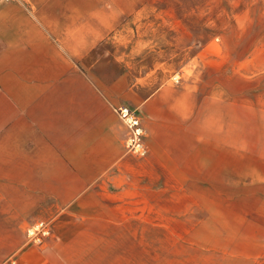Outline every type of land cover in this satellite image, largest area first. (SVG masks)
I'll return each instance as SVG.
<instances>
[{
	"label": "crops",
	"instance_id": "1",
	"mask_svg": "<svg viewBox=\"0 0 264 264\" xmlns=\"http://www.w3.org/2000/svg\"><path fill=\"white\" fill-rule=\"evenodd\" d=\"M136 2L0 0V264H147V220L209 215L211 174L241 171L226 127L258 101L240 89L139 86L148 150H127L128 71L93 68V52L129 39ZM40 220L52 233L36 244Z\"/></svg>",
	"mask_w": 264,
	"mask_h": 264
},
{
	"label": "rangeland",
	"instance_id": "2",
	"mask_svg": "<svg viewBox=\"0 0 264 264\" xmlns=\"http://www.w3.org/2000/svg\"><path fill=\"white\" fill-rule=\"evenodd\" d=\"M136 4L129 39L121 43L120 32L119 45H99L93 52L98 57L93 68L128 71L129 107H136L139 86L147 94L170 82L240 89L243 97L258 101L242 105L240 128L226 127L231 134L240 129L241 171L226 174L220 185L211 174L204 190L209 215L195 208L194 217L147 220L146 262L264 264V0ZM250 150L258 157H249Z\"/></svg>",
	"mask_w": 264,
	"mask_h": 264
},
{
	"label": "built area",
	"instance_id": "3",
	"mask_svg": "<svg viewBox=\"0 0 264 264\" xmlns=\"http://www.w3.org/2000/svg\"><path fill=\"white\" fill-rule=\"evenodd\" d=\"M117 112L128 127L127 150L135 154H145L148 146L145 141L146 129L141 116L127 105L118 106ZM26 232L29 240L36 244H42L51 235L52 228L48 221L40 220L30 225Z\"/></svg>",
	"mask_w": 264,
	"mask_h": 264
}]
</instances>
